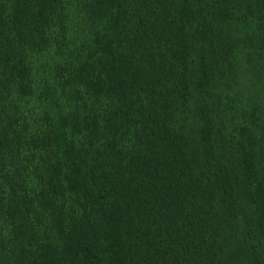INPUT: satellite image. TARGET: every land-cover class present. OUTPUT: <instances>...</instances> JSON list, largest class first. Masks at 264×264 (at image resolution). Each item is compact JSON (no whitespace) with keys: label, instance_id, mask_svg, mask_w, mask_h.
<instances>
[{"label":"trees","instance_id":"obj_1","mask_svg":"<svg viewBox=\"0 0 264 264\" xmlns=\"http://www.w3.org/2000/svg\"><path fill=\"white\" fill-rule=\"evenodd\" d=\"M259 78L264 0H0V264H264Z\"/></svg>","mask_w":264,"mask_h":264},{"label":"rangeland","instance_id":"obj_2","mask_svg":"<svg viewBox=\"0 0 264 264\" xmlns=\"http://www.w3.org/2000/svg\"><path fill=\"white\" fill-rule=\"evenodd\" d=\"M244 67H246V64H245V62H243V69H244ZM247 70L245 69V71L243 72V73H241L240 74V76H239V81H240V83L242 84V86L243 87H245L246 89H253L252 88V83L250 82V81H248V77L250 76H248L247 78H245L246 77V75H247ZM256 82H258L257 83V87L260 89V90H262V87L264 86V80H262L261 78H259V79H257V81ZM250 86H251V88H250ZM254 90V89H253ZM248 91V93H250V91L249 90H247ZM259 91V90H258ZM253 94H256V92L254 91L253 92Z\"/></svg>","mask_w":264,"mask_h":264}]
</instances>
